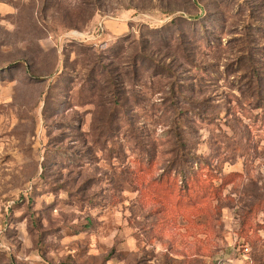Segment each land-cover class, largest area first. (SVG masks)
I'll return each mask as SVG.
<instances>
[{
  "label": "rangeland",
  "instance_id": "1",
  "mask_svg": "<svg viewBox=\"0 0 264 264\" xmlns=\"http://www.w3.org/2000/svg\"><path fill=\"white\" fill-rule=\"evenodd\" d=\"M0 264H264V0H0Z\"/></svg>",
  "mask_w": 264,
  "mask_h": 264
}]
</instances>
